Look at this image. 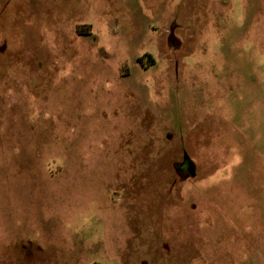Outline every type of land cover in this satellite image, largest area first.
<instances>
[{
	"label": "rangeland",
	"instance_id": "374dc122",
	"mask_svg": "<svg viewBox=\"0 0 264 264\" xmlns=\"http://www.w3.org/2000/svg\"><path fill=\"white\" fill-rule=\"evenodd\" d=\"M0 264H264V0H0Z\"/></svg>",
	"mask_w": 264,
	"mask_h": 264
}]
</instances>
